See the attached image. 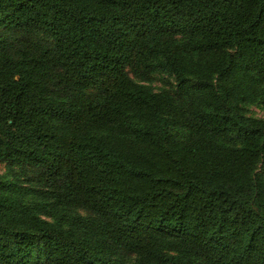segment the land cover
Returning <instances> with one entry per match:
<instances>
[{
  "label": "trees",
  "instance_id": "obj_1",
  "mask_svg": "<svg viewBox=\"0 0 264 264\" xmlns=\"http://www.w3.org/2000/svg\"><path fill=\"white\" fill-rule=\"evenodd\" d=\"M252 105L264 0H0V264H264Z\"/></svg>",
  "mask_w": 264,
  "mask_h": 264
},
{
  "label": "rangeland",
  "instance_id": "obj_2",
  "mask_svg": "<svg viewBox=\"0 0 264 264\" xmlns=\"http://www.w3.org/2000/svg\"><path fill=\"white\" fill-rule=\"evenodd\" d=\"M132 79L137 81L138 83H141L143 85L149 86L154 91L158 92L163 89L171 88L172 85L175 84V81L172 77H169L166 74H155L154 78L151 81H141L133 74H131ZM247 114L249 116H253L256 118L264 119V106L262 105H252L247 107ZM20 169L15 165H10L7 162H0V180L4 179H13L14 174L19 172ZM80 214L84 215L85 213L79 212ZM133 256H129L131 259Z\"/></svg>",
  "mask_w": 264,
  "mask_h": 264
}]
</instances>
